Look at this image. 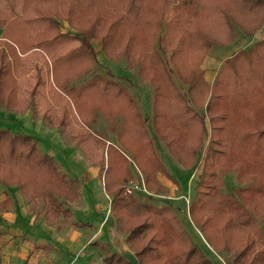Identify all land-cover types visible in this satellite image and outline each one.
I'll return each mask as SVG.
<instances>
[{
  "label": "trees",
  "instance_id": "1",
  "mask_svg": "<svg viewBox=\"0 0 264 264\" xmlns=\"http://www.w3.org/2000/svg\"><path fill=\"white\" fill-rule=\"evenodd\" d=\"M199 1L158 0L155 5L158 12L153 16L142 0H19L17 5L14 0H0V106L19 109L17 67L23 57L32 54L37 59L33 66L35 83L26 98L31 119L39 117L43 125L60 129L82 149L86 158L98 162L104 193L110 201L109 214L138 264H212L192 243L171 209L139 206L132 195L124 192L125 185L132 181L128 159L142 175V185L149 193L157 189L158 176L166 177L155 153L156 137L163 140L167 154L193 169L200 156L205 129L203 114L187 104L193 106L205 97L204 112L211 116L208 123L220 125L210 130L213 139L203 153L187 213L209 247L214 244L213 233L233 228L238 234L235 258L245 257L253 234L256 238L252 240L264 246L256 226L257 218L264 216V130L256 132L257 127L264 126V87L258 86L259 79L264 80V42H255L224 60V68L210 86L201 80L196 67L185 72L178 69L179 80L187 84L188 100L174 93L165 108L161 97H155L150 120L141 116L136 101L120 83L127 80H115L108 68L104 69V77L95 73L90 80L75 84L96 63L90 44L94 38L101 40V50L108 62L116 63L122 54L128 70L137 67L144 72L150 68L146 57L152 52L159 63L155 44L150 40L154 36L150 33L158 26L164 28L165 37L164 43L161 39L157 41V49L165 54L169 48L171 62L176 64L189 48L197 59L201 52H208V35L199 30L200 23L219 21L225 29L224 38L231 44L235 28L244 38L252 35L253 29L237 27L238 18L247 16L250 23L257 25L264 20V0H239L230 7L201 0L196 13L193 6ZM228 10L233 12L229 14ZM62 22L75 33L62 32ZM168 32L170 36H166ZM172 33L176 36H171ZM153 89L158 93L157 87ZM21 100L26 103L25 96ZM70 104L77 116L78 129L70 125ZM97 104L99 113L94 111ZM36 108L42 111L40 116ZM256 111L260 116L254 117ZM98 114L114 134L116 147L89 131ZM251 123L253 129L249 128ZM147 125L151 126L153 138ZM197 130L198 136L189 139L188 133ZM177 132L180 140L175 136ZM212 145L220 150L215 151ZM228 171L233 172L239 183L249 179L251 186L222 195L219 190ZM0 185L14 187L29 201L40 200L47 207L44 217L50 220L59 217L62 224L75 229L89 227L87 223L74 222L66 207L79 198L77 180L62 173L55 159L41 152L29 135L0 130ZM94 246L104 252L103 264H129L116 252L110 253L98 243ZM230 250L231 247L224 249ZM256 255L259 259H248L246 264H263L264 248Z\"/></svg>",
  "mask_w": 264,
  "mask_h": 264
},
{
  "label": "rangeland",
  "instance_id": "2",
  "mask_svg": "<svg viewBox=\"0 0 264 264\" xmlns=\"http://www.w3.org/2000/svg\"><path fill=\"white\" fill-rule=\"evenodd\" d=\"M109 2H113V0H108ZM158 0H142L146 7L150 9L149 11L155 16L158 10H156L155 5ZM213 1L220 2V5L224 6H232L235 2L237 3L239 0H211L212 4ZM120 4L119 6H121ZM201 0L197 2L193 7L196 13H198L197 8L200 7ZM228 7V8H229ZM184 11L186 9L183 8ZM233 11H229L228 13L231 14ZM159 13H161L159 11ZM229 16V15H228ZM235 21V20H234ZM253 21V19H252ZM251 19L249 17H240L236 20V25L240 29H253L252 35L250 38H244L242 34H240V30L235 28V40L233 43L229 44L228 40L224 38V27H222L218 22L212 21L211 23H200L199 30L208 35L207 41L210 43L208 52L206 54H199L197 59L196 54H191L190 48L186 50L182 54L180 60L173 64L171 62V55L172 52L169 48L165 49V54H162L161 51L157 49V41L161 39V43L164 39V28L161 26L156 27L153 30L154 35L150 37L151 43L155 44V49L159 56V63L157 58L153 56L156 54L152 52L149 57H146V63L149 65L146 71L141 72L140 68H135L134 70H128L125 65L124 56L120 54L118 57V61L116 63L108 62L107 57H105L104 53L101 50V40L98 38H94L90 41L92 51L95 54L96 63L94 64L92 69L88 72L84 73L83 76L77 79L76 83H81L83 81L90 80L93 74H98L104 77V69L108 68L112 73L115 80L118 79H126L127 81H121L120 83L124 86L126 93L132 97L136 103L138 111L140 112L141 116L144 119L150 120L151 117V107L155 97H161L163 106L166 108L167 106L166 101L167 99L174 97L175 94H179L183 96L184 99L187 101L189 95L187 94V84L186 81L182 82L179 80V73L178 69L185 72L188 68L193 67L198 69L201 72V80H203L207 86H210L213 82V78L216 77L217 73L220 69L224 68L223 63L224 60L229 59L233 54L239 52V50H247L250 48L255 42H264V20L262 19L260 23L257 25L256 22L253 24L250 23ZM234 29V27H233ZM62 32H69L74 34L75 32L70 30L68 26L62 22ZM171 32V31H170ZM170 32L166 34V36H170ZM171 36H176L175 34H171ZM178 36V35H177ZM122 40V45H123ZM142 43H145V39ZM139 44H141V40H139ZM168 46V45H166ZM165 47V46H164ZM172 48V47H171ZM200 56L201 59H200ZM23 61L18 65L17 71L20 73V76L17 77L16 83H18L19 87L17 89V97L16 102L18 105V110L27 109V111L18 112L17 115H20L23 119H17L14 116L4 115L0 116V119L3 120V123L0 121V130L3 129L4 126L9 127L11 132L13 133H22L31 136V138L36 140V144L38 145V149L43 153H48V155H53L55 159H57L60 171L62 173H68L67 175L70 178H76L80 187H82V195L77 203L75 204H67L66 207L72 214L73 219L79 222H88L91 223V227L85 229L84 237L88 239V242L98 243L101 246H104L106 250L110 253L116 252L117 249L114 246L115 244H120L121 246H125V236L120 234L117 231V227L115 224L114 219L109 214V200L104 194L103 190V177L100 176L98 162L96 160H89L83 155V151L80 147L76 146L75 143L71 142L66 134H62L60 129L55 128L54 126H39L36 121H40L38 118H33V120L29 119L32 118L31 111L29 110L28 103H27V96L31 94L33 91V83L34 82V70L33 66L37 64V59L33 57L32 54L27 55L22 58ZM183 59V61H182ZM200 59V61H199ZM35 62L32 64V62ZM258 81L259 87H264V80L259 79ZM169 81V83H168ZM154 86L157 87V92L154 91ZM172 86V88H171ZM24 94V95H22ZM25 96L26 103L22 102L21 98ZM205 97L203 100L194 103V107L191 106L189 103L187 104L190 106L194 111L203 114L204 119V126L205 135H204V142L202 143V147L200 149V156L197 160L193 163V161L189 160L191 164L193 163V169L186 167L185 165H181L177 162V160L170 154H167L163 140H160L158 137L154 139L155 141V149L156 155L159 158V162L166 173V177L169 176V179L166 180V177L158 176V187L155 188L154 191H146L144 186L142 185V175L138 172L133 165L131 159H128L129 164L127 165V170L132 174V181L125 185V188H128L130 191V195L134 197L137 201V205H150L153 207H165L171 209L172 213L176 216V219L179 221L182 229L186 230L189 234L192 243H194L208 258L212 264H231L234 260V264H246V261L249 259L253 261L254 258L257 257L259 259L260 256L256 255L260 249H263V244L257 241V243L252 240L256 238V234L250 236V240L252 241L251 246L249 249L246 250L245 257L239 256L235 258L233 255L235 254L234 246L236 238L238 236L235 229H227L223 230L222 232L213 233L212 234V243L213 246H207L204 243V238L198 232V230L193 226L188 211V205L192 201L193 193H194V182L200 173V167L202 165L203 156L206 148L210 146V142L212 141V136H210L211 128H215L218 123H212V126L208 123L209 118L211 116L205 115L204 106L207 101ZM162 105V104H161ZM57 106V105H56ZM71 106V104L69 105ZM98 110V104L95 106ZM73 107L71 106V109ZM38 109V116L41 115L42 111ZM162 109V108H161ZM255 110H253L254 112ZM28 113V114H27ZM4 114V113H3ZM69 120L70 125L72 128L78 129L79 127L76 126L77 124V116L75 111L72 109V113H70ZM214 113L212 115H216ZM260 116L257 111L254 114V117ZM117 123L119 124L120 120L118 118ZM41 122V121H40ZM42 123V122H41ZM116 123V124H117ZM149 124V123H148ZM254 125L253 123L250 124L249 128ZM248 128V129H249ZM147 130L149 134L154 136L151 126L147 125ZM260 130H264V126H260L256 128V132ZM89 131L93 134L95 133L102 139L109 144L117 146V142H115L114 134L109 130L106 126V122L101 118L100 114H98L96 123L89 127ZM192 131V129H191ZM89 132V133H90ZM195 135L194 138L198 136V130L195 133H188V138L190 139L191 136ZM178 139H181V135L178 132L175 134ZM185 139V138H184ZM108 144V145H109ZM249 146H252L249 144ZM215 147V148H213ZM215 151H219L220 148L212 145ZM105 149L103 154L105 155ZM107 165V158H105L104 170L106 169ZM223 187L219 192L222 195H226L229 192H232L234 189L243 188L247 186H251L249 179L243 180L241 183L235 181V177L232 171H228L223 175L222 178ZM11 194H18L16 189L13 187ZM125 192V190H124ZM4 193V192H0ZM32 203V204H31ZM27 210L34 218H42L41 221L44 222L51 230V235L54 238H64L65 233L67 232H60L56 229L60 224V219L50 220L44 217L45 212L47 211V207L40 200L36 201H28L26 200ZM258 231L257 234L260 237L263 236L264 240V216H259L257 218V225ZM12 240H18L20 242L26 241L23 236L12 237ZM244 244V243H243ZM90 246V245H89ZM92 247V246H91ZM230 251H224V249H229ZM253 247V248H252ZM33 252L41 251L42 249L32 247ZM95 251H91L88 257L89 264H103L100 261V258L103 256L104 252L100 250L98 247H92ZM129 248V247H128ZM244 248V245H243ZM252 248V249H251ZM139 246L135 247V250H138ZM49 253L50 248L44 247V252ZM30 252L29 254H31ZM247 256V258H246ZM149 263V261H148ZM262 264V263H260ZM264 264V263H263Z\"/></svg>",
  "mask_w": 264,
  "mask_h": 264
},
{
  "label": "crops",
  "instance_id": "3",
  "mask_svg": "<svg viewBox=\"0 0 264 264\" xmlns=\"http://www.w3.org/2000/svg\"><path fill=\"white\" fill-rule=\"evenodd\" d=\"M14 4H19V0H14ZM1 40L2 38H0V42ZM33 63L35 62L33 61ZM21 111L29 113L27 109ZM21 111L8 110L0 106V116L3 117L4 115H10L20 119L21 116L17 114ZM29 119H31L30 116ZM0 121L3 123V120L0 119ZM36 122L39 126H44L40 121ZM4 128L10 129L7 126H4ZM45 154L48 155V153ZM48 156L55 159L53 155L49 154ZM55 161L58 164L57 159ZM72 179L77 180L76 178ZM11 189L13 187L4 188L0 185V192H4L0 194V203L4 205L0 207V264H89L88 257H90L91 251H95L92 247L96 248V246H94L95 243L88 242L87 237H84V231L87 228L75 229L68 224L64 225L58 217L60 224L56 229L60 232L68 231L69 233H65L64 238H54L50 233L51 229L41 221L42 218L38 217L36 219L28 212L27 199L19 194H11L9 192ZM81 195L82 187L79 185L78 200ZM78 200L69 204H75ZM73 218L74 222H79ZM82 223H87L88 228L92 226L88 222ZM18 236H23L26 241L12 240V237ZM33 246L42 250L33 252ZM44 247L50 248L49 253L44 252ZM30 252L32 253L29 254ZM101 259L102 257L100 261H102Z\"/></svg>",
  "mask_w": 264,
  "mask_h": 264
},
{
  "label": "water",
  "instance_id": "4",
  "mask_svg": "<svg viewBox=\"0 0 264 264\" xmlns=\"http://www.w3.org/2000/svg\"><path fill=\"white\" fill-rule=\"evenodd\" d=\"M117 249V254L126 262L129 264H138V261L135 259L133 253L130 251L128 246L120 245V244H115L114 245Z\"/></svg>",
  "mask_w": 264,
  "mask_h": 264
},
{
  "label": "built area",
  "instance_id": "5",
  "mask_svg": "<svg viewBox=\"0 0 264 264\" xmlns=\"http://www.w3.org/2000/svg\"><path fill=\"white\" fill-rule=\"evenodd\" d=\"M125 192L128 193V194L130 193L128 188H125Z\"/></svg>",
  "mask_w": 264,
  "mask_h": 264
}]
</instances>
